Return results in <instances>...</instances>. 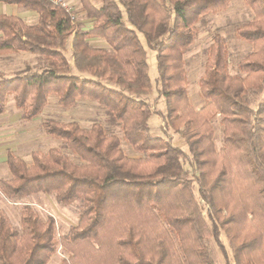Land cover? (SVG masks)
Masks as SVG:
<instances>
[{"label": "trees", "instance_id": "16d2710c", "mask_svg": "<svg viewBox=\"0 0 264 264\" xmlns=\"http://www.w3.org/2000/svg\"><path fill=\"white\" fill-rule=\"evenodd\" d=\"M0 1L38 14L35 23L0 14V55L30 52L45 60L41 71L0 70V114L10 93L25 121L44 111L51 94L65 108L95 100L139 154H127L99 122L85 128L45 118L43 131L61 145L33 151L30 162L8 150L10 176L0 178V191L13 202L38 193L64 205L78 201L79 220L58 236L55 218L30 204L19 228L0 210V264H49L59 246L68 253L59 264H215L209 239L230 264L222 234L234 264H264V96L256 108L247 100L250 89L264 92V0H245L254 17L235 28L252 44L238 62L241 74L230 73L228 44L214 34L199 108L190 99L184 54L197 23L231 0H79L76 18L51 0ZM81 10L92 20L88 29L78 22ZM71 36L73 62L65 54ZM92 38L106 46L91 45ZM146 47L155 52V84ZM155 85L166 127L187 151L151 130L153 109L143 96Z\"/></svg>", "mask_w": 264, "mask_h": 264}, {"label": "rangeland", "instance_id": "374dc122", "mask_svg": "<svg viewBox=\"0 0 264 264\" xmlns=\"http://www.w3.org/2000/svg\"><path fill=\"white\" fill-rule=\"evenodd\" d=\"M77 1L79 2V0ZM92 2L97 6L100 5V2L96 0H92ZM78 6L79 5H77V7ZM16 7L15 11H13L14 14H20L19 12L25 11L21 7ZM3 13L7 12L4 11ZM253 17V10L246 4L245 0H231L230 5L226 9L215 13H208L197 23V38L194 43L186 49L184 54L187 77L189 80L188 91L191 102L196 108L201 107L205 103V99L201 95L199 79L204 73L205 62L209 47L213 42L214 34H222L228 44L230 73L241 74L238 68V62L251 51L252 44L238 37L235 34V28L240 24L249 22ZM78 18V22L83 29L91 27L92 20L86 17L83 11ZM25 20L29 23H34L32 18ZM91 45L101 47L106 46V42L102 39L97 41L91 39ZM146 48L148 49L150 75L155 84L158 76L155 52L151 51L148 47ZM72 52L71 36L68 39L65 51V54L71 62H73ZM44 64L45 60L42 56L30 52L0 55V70L5 76H13L22 71H41L44 68ZM73 72L76 74L79 73L75 68ZM263 96L264 92L250 89L247 94V100L251 107L256 108ZM143 98L150 102L153 109V115L149 119L152 132L158 135H165L170 138L175 145L187 151V146L183 137L178 132H174L166 127L161 114L166 112L165 101L163 98L157 99V86L155 85L154 91L151 94L143 96ZM81 101L82 102H80L77 107L65 108L58 104L57 95L51 94L44 111L34 119L25 121L21 119L20 110L15 106L14 95L10 93L8 95L6 110L4 113L0 114V178H7L10 176V170L7 164L8 150L15 151L27 162H30L33 151H48L50 148L61 145L62 141L60 139L52 137L43 131L41 124L47 117L56 118L61 121H78L85 128H90L93 123L99 122L104 125L108 132L114 133L121 138V146L127 154L130 156H139V154L132 149L131 145L124 141L122 125L109 124L104 109L99 106L97 101L90 99ZM213 125L215 130V143L217 148H220L223 143V126L220 122V116L214 120ZM189 163L190 162L186 160L185 166L191 169ZM25 204H30L44 219H47L50 215L53 216L56 220L58 236L66 233L69 228L76 225L79 220L78 201L70 205H64L59 203L53 194L38 193L13 202L3 196L0 191V210L8 215L11 223L17 228L20 227L21 209ZM221 238L228 252L229 263L234 264L225 235L222 234ZM206 242L215 264H227L215 240L209 239ZM67 255V251L59 246L49 264H59L62 258Z\"/></svg>", "mask_w": 264, "mask_h": 264}, {"label": "crops", "instance_id": "0c3cea01", "mask_svg": "<svg viewBox=\"0 0 264 264\" xmlns=\"http://www.w3.org/2000/svg\"><path fill=\"white\" fill-rule=\"evenodd\" d=\"M73 1H75L76 4L79 5L78 6L79 9L82 8V7H80L81 6L80 1L79 2L77 0H73ZM16 6H18V5L9 4V3H5V2L0 1V11H1L0 14H14L13 11H15V9L17 8ZM18 7H20V6H18ZM4 11L7 13H3ZM19 13L20 14H14V15H18V16L21 15L20 17H22L24 19L32 18V21H34V23L37 22V20H38V14L34 11L25 10L24 12H19ZM81 13H82V10H81ZM81 13H80V15H81ZM92 40L97 41V40H101V39L92 38Z\"/></svg>", "mask_w": 264, "mask_h": 264}, {"label": "built area", "instance_id": "2783aa9c", "mask_svg": "<svg viewBox=\"0 0 264 264\" xmlns=\"http://www.w3.org/2000/svg\"><path fill=\"white\" fill-rule=\"evenodd\" d=\"M55 4L61 5L64 7L68 12L71 13L73 18H76L77 14V4L73 0H51Z\"/></svg>", "mask_w": 264, "mask_h": 264}]
</instances>
